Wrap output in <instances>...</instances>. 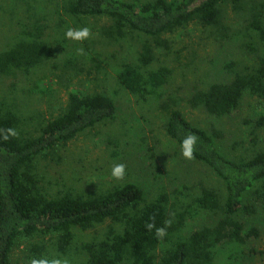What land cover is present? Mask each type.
Listing matches in <instances>:
<instances>
[{
	"label": "trees",
	"instance_id": "16d2710c",
	"mask_svg": "<svg viewBox=\"0 0 264 264\" xmlns=\"http://www.w3.org/2000/svg\"><path fill=\"white\" fill-rule=\"evenodd\" d=\"M58 6V15L63 11L66 18L91 30L87 45L69 50L50 39L49 24L33 20L31 27L23 25L13 45L0 49V75L29 77L55 61L73 72L79 64L88 72L95 66L97 75L107 78L106 64L120 90L148 103L164 97L160 89L172 74L166 67L151 65L162 50L170 51V37L190 25L200 26L219 43L246 47L242 38L258 41L263 54L248 47L254 61L244 67L226 64L222 77L194 89L190 106L215 118L242 116L246 105L259 114L244 118L253 136L251 147L243 156H232L219 147L221 131L192 123L177 101L165 99L160 107L164 130L181 152L183 139L195 135L191 160L206 166L222 185L203 186L190 197V204H180L165 191L149 201L135 184L100 191L94 184L82 190H52L44 184L40 172L76 137L115 120V97L100 88L92 73L95 89L70 93L65 107L47 120L42 115L26 120L16 99L0 103V264L51 262L62 255L69 259L75 230L98 226L105 227L102 238L81 247L84 264H247L254 255L264 260V243L262 249L258 246L261 230L251 223L264 215V141L257 134L264 130V0H62ZM229 10L246 21L242 38L229 33ZM90 19L104 23L98 28L89 24ZM128 40L136 42L129 57L115 64L107 63L104 51L94 49L98 44L122 47ZM8 129L16 135L5 140Z\"/></svg>",
	"mask_w": 264,
	"mask_h": 264
},
{
	"label": "rangeland",
	"instance_id": "374dc122",
	"mask_svg": "<svg viewBox=\"0 0 264 264\" xmlns=\"http://www.w3.org/2000/svg\"><path fill=\"white\" fill-rule=\"evenodd\" d=\"M61 3L62 0H0V49L13 45L23 25L31 27L33 20L45 26L49 24L50 39L59 40L69 50L73 46H86V39L73 40L66 37L69 29H88V26L72 22L63 11L58 15L56 10ZM62 18L66 21L60 25L58 23ZM227 18L229 33L242 38L246 33L244 18L231 10ZM103 23L101 19L89 21V24L98 28ZM88 30L90 34L91 30ZM242 39L241 43L247 44L246 47L237 43L216 42L207 37L200 26L190 25L178 31L170 37V51L167 53L162 50L158 61L151 65V69L166 67L172 71L168 82L160 89L164 97L152 98L148 103L120 90L115 73L106 64L107 78L104 73L97 75L95 66L88 72L86 66L81 68L79 64L78 70L73 72L55 61L45 63L29 77L22 73L0 75V103L10 104L16 99L18 110L26 120L39 115L47 120L65 107L70 93L75 90L85 93L88 88L94 90L95 80L92 77H98L100 88L110 91L115 97V120L76 137L58 159L44 172H40L45 178L44 184L52 190L65 187L82 190L94 184L98 186L96 191L111 186L135 184L145 190L149 201L165 191L170 197L173 196L174 201L178 199L180 204L181 201L190 204V197L198 194L203 186L222 189V185L206 166L183 156L164 130L165 119L160 113L163 111L160 107L167 97H172L177 101V108L189 121L202 128L221 131L222 139L218 144L224 154L243 156V151L251 147L252 136L244 118L246 115L255 117L259 114L258 110L256 114L246 105L242 116L215 118L203 109L192 108L188 100L195 88H201L203 84L205 86L222 77V69L226 64L232 62L244 67L252 63L255 55L250 54V47L257 50L256 55L263 54L258 41ZM134 44L136 42L128 40L122 47L98 44L94 49L104 51L105 56H108L107 63L115 64L129 57L130 47ZM111 53L115 58L110 56ZM89 73H92V77ZM34 86L37 88L33 89ZM257 134L258 140L264 141V130ZM117 165L124 166V175L119 179L112 174ZM251 223L261 230L262 241L258 246L262 249L264 215L253 219ZM104 231L105 227L102 226L88 231L75 230L72 251L68 255L70 258L60 256V264H84L82 245L99 240ZM246 263L264 264V260L254 255L247 258Z\"/></svg>",
	"mask_w": 264,
	"mask_h": 264
},
{
	"label": "clouds",
	"instance_id": "9594fccd",
	"mask_svg": "<svg viewBox=\"0 0 264 264\" xmlns=\"http://www.w3.org/2000/svg\"><path fill=\"white\" fill-rule=\"evenodd\" d=\"M89 36V30L87 28H82L79 30H74V29H69L66 32V37L68 39H73V40H83L88 38ZM9 135L15 136L16 133L12 129L7 130V134L3 135V138L5 140L8 139ZM197 137L195 135H189L185 137L182 141V152L183 156L185 158L191 159L193 157V148L194 145L196 144ZM112 174L116 178H122L124 175V166L123 165H117L113 168ZM151 227V225H149ZM158 234L163 235V230H158ZM32 264H60L59 260H53L49 262L48 260L41 259V260H33Z\"/></svg>",
	"mask_w": 264,
	"mask_h": 264
}]
</instances>
